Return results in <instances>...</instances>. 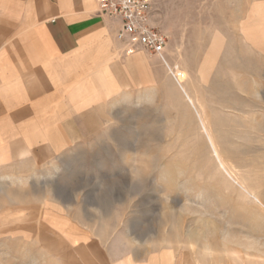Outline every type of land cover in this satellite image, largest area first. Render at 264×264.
I'll list each match as a JSON object with an SVG mask.
<instances>
[{
    "label": "rangeland",
    "instance_id": "1",
    "mask_svg": "<svg viewBox=\"0 0 264 264\" xmlns=\"http://www.w3.org/2000/svg\"><path fill=\"white\" fill-rule=\"evenodd\" d=\"M263 1L156 0L172 73L140 53L87 155L78 145L44 170L0 174V264H91L84 245L53 231L46 208H87L106 217L88 222L106 226L109 199L120 200L123 235L110 240L204 264H264ZM202 119L248 191L220 170ZM72 195L96 202L69 204Z\"/></svg>",
    "mask_w": 264,
    "mask_h": 264
},
{
    "label": "crops",
    "instance_id": "2",
    "mask_svg": "<svg viewBox=\"0 0 264 264\" xmlns=\"http://www.w3.org/2000/svg\"><path fill=\"white\" fill-rule=\"evenodd\" d=\"M117 27L99 13L97 0H0V174L44 170L61 156H76L78 145L88 154L83 145L103 123L102 109L123 91L126 62L135 65L145 53L123 58ZM165 60L171 74L172 62ZM108 201L115 213L106 226L88 222L106 217L87 208L68 216L46 208V219L70 244L84 245L91 264H204L176 249L110 240L123 235L120 200ZM81 202L96 201H78L76 195L68 200Z\"/></svg>",
    "mask_w": 264,
    "mask_h": 264
},
{
    "label": "built area",
    "instance_id": "3",
    "mask_svg": "<svg viewBox=\"0 0 264 264\" xmlns=\"http://www.w3.org/2000/svg\"><path fill=\"white\" fill-rule=\"evenodd\" d=\"M98 11L117 23L121 54L145 52L166 63L168 34L157 21L156 0H97Z\"/></svg>",
    "mask_w": 264,
    "mask_h": 264
},
{
    "label": "bare ground",
    "instance_id": "4",
    "mask_svg": "<svg viewBox=\"0 0 264 264\" xmlns=\"http://www.w3.org/2000/svg\"><path fill=\"white\" fill-rule=\"evenodd\" d=\"M201 121H202L203 127L205 128V130L208 133V136H209V139L211 141L212 148H213V151H214V155H215V158L218 161L220 170H222L233 183L239 184L240 187H242L246 191H248L246 185L243 182V180H240L238 178V176H235V173L233 171V169H234L233 166L230 163L227 162V160L224 158V156L220 152L219 147L216 144V142L214 141L213 136H212L210 130L207 128L208 127L207 124H206L207 122L204 121L203 119Z\"/></svg>",
    "mask_w": 264,
    "mask_h": 264
}]
</instances>
